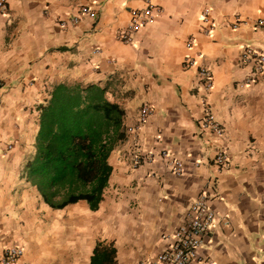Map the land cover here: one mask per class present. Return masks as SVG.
I'll return each instance as SVG.
<instances>
[{
    "label": "crops",
    "instance_id": "obj_1",
    "mask_svg": "<svg viewBox=\"0 0 264 264\" xmlns=\"http://www.w3.org/2000/svg\"><path fill=\"white\" fill-rule=\"evenodd\" d=\"M158 9L130 44L116 38L132 10ZM81 6L97 13L60 26ZM208 9L212 29L203 30ZM264 0H7L0 10V257L20 247L17 264H146L201 195L215 213L203 250L211 264H264V74L245 79L253 63L244 49L264 54ZM188 40L193 45L188 48ZM97 51V52H96ZM185 58L195 65L185 67ZM213 76L206 91L198 67ZM98 84L137 126L140 107L153 112L116 145L96 210L78 201L46 205L25 177L35 155L36 107L60 83ZM223 127H200L203 103ZM166 150L184 171L133 156ZM225 151L227 164H215Z\"/></svg>",
    "mask_w": 264,
    "mask_h": 264
},
{
    "label": "trees",
    "instance_id": "obj_2",
    "mask_svg": "<svg viewBox=\"0 0 264 264\" xmlns=\"http://www.w3.org/2000/svg\"><path fill=\"white\" fill-rule=\"evenodd\" d=\"M107 92L98 84L60 83L36 107L35 155L24 172L50 208L85 201L96 210L102 201L108 158L126 138L125 112Z\"/></svg>",
    "mask_w": 264,
    "mask_h": 264
},
{
    "label": "built area",
    "instance_id": "obj_3",
    "mask_svg": "<svg viewBox=\"0 0 264 264\" xmlns=\"http://www.w3.org/2000/svg\"><path fill=\"white\" fill-rule=\"evenodd\" d=\"M6 8L7 0H0V10L4 11ZM157 12L158 9L149 4L143 9L132 10L130 12L131 21L124 30L117 34V40L123 44H130L134 36L153 21ZM209 14L210 12L208 9H205L201 14V21L207 24L203 30L204 33H208L213 28L209 19ZM83 18L94 21L97 18V13L89 6H81L78 8L76 14L69 20L60 21V26L67 27L69 25H75ZM253 26L264 30V19L256 20ZM192 45L193 42L188 40L186 46L190 48ZM241 58L243 62L253 63L254 65V71L246 77L245 84H255L264 74V54L249 47L244 49ZM183 65L185 67H192L195 65V60L192 58H185ZM197 76L206 91L212 89L213 76L207 68L203 66L198 67ZM152 112L153 110L149 105H142L138 114L137 126L128 128L125 133L127 135L135 134L138 127L144 125L148 121ZM203 112L204 116L200 120V127L216 136H221L223 134V127L211 113L205 102L203 103ZM227 159L226 152L220 151L215 156V164L223 167L227 164ZM132 160L134 168L143 160L149 163L161 161L169 167L170 172L175 176H180L184 171L183 163L171 157L166 150L157 153H148L146 156L135 154ZM214 220L215 213L209 205L207 196L201 195L190 203L187 209L186 219L183 223L167 237V249L159 253L153 260H150L146 264H211V260L204 256L203 250L206 247ZM21 256L22 250L20 247H6L2 251L0 264H17Z\"/></svg>",
    "mask_w": 264,
    "mask_h": 264
},
{
    "label": "rangeland",
    "instance_id": "obj_4",
    "mask_svg": "<svg viewBox=\"0 0 264 264\" xmlns=\"http://www.w3.org/2000/svg\"><path fill=\"white\" fill-rule=\"evenodd\" d=\"M37 112V111H36ZM37 121H38V113H37Z\"/></svg>",
    "mask_w": 264,
    "mask_h": 264
}]
</instances>
